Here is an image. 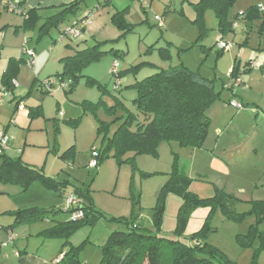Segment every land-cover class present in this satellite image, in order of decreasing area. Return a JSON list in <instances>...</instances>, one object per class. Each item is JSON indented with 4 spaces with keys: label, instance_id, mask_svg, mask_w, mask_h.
<instances>
[{
    "label": "rangeland",
    "instance_id": "rangeland-1",
    "mask_svg": "<svg viewBox=\"0 0 264 264\" xmlns=\"http://www.w3.org/2000/svg\"><path fill=\"white\" fill-rule=\"evenodd\" d=\"M7 1L0 0V28L11 33L14 25L23 23V19L5 5ZM197 1L111 0L104 5V0H84L75 15L69 16L58 28H50L40 39L37 27L25 30L20 25L17 28L21 41L24 35L28 40L26 46L34 48L36 55L33 66L26 63L20 66L18 82L12 91H5L0 103V131L9 124L5 131L10 139L6 154L19 156L24 162L41 167L46 176L70 184L62 197L38 182L24 191L18 185L0 182V218L11 217L8 212L18 209L65 207V198L73 184L89 187L93 204L106 217L72 233V245L86 241L78 254L81 262L99 264L107 236L112 231L124 230V225L110 220L111 217L129 218L135 214L141 227L166 238H175L181 196L176 192L164 196L158 226L154 212L177 155L181 172L189 178L185 185L187 191L200 198L224 191L237 199L232 204L226 203L238 215L227 217L220 206L214 209L209 219L212 230L206 241L224 252L233 264H251L253 259L255 264H264V247L260 248L257 235L250 246L243 247L239 241L252 225L257 231H264V219L258 221L255 214L249 212L254 202L264 201V73L258 61L245 71L253 54L264 52V0H236L232 14H240L255 5L261 7V16L250 24L239 19L234 30L225 33L218 28L212 9L204 12L202 24L194 21ZM93 9L88 16L90 23L79 36L61 35L60 29H66ZM123 10L126 22L131 24L124 23V28L112 21L113 14ZM50 13L53 12L45 14ZM156 16L163 19V26H158ZM219 40L229 42L230 47L219 50ZM95 44L106 53L98 61L81 68L78 82L71 91L57 85L49 92L41 88V81L47 76L62 71V58ZM234 62H240L241 84L234 85L232 91L221 89V80H227ZM180 63L199 70L203 76L215 78V90L221 89L220 98L207 110L210 127L203 146L190 149L164 141L158 146L156 155H135L132 164L126 159L133 157V153H126L118 164L111 152L99 160L96 169H89L92 148L104 146L102 135L96 132L97 120L110 122L111 135L119 125V120H113L125 114L122 108L116 107L111 113L108 107L119 99L128 110L135 112L132 99L136 92L131 85L160 69ZM88 78L100 83L105 90L88 83ZM231 93L239 107L228 103ZM18 97L22 98L19 102L22 108L12 111ZM85 102L98 103L95 114L83 109ZM37 106H40V113L30 117V110ZM77 118V125L65 122ZM63 153L65 158L61 157ZM208 213V208L195 210L182 237L200 229ZM48 216L15 230L21 232L25 226L38 231L51 227L56 220H68L71 215L58 210ZM32 240L35 242V237ZM52 240L63 241L60 238ZM255 249L260 250L254 258Z\"/></svg>",
    "mask_w": 264,
    "mask_h": 264
},
{
    "label": "trees",
    "instance_id": "trees-1",
    "mask_svg": "<svg viewBox=\"0 0 264 264\" xmlns=\"http://www.w3.org/2000/svg\"><path fill=\"white\" fill-rule=\"evenodd\" d=\"M83 1L73 0L63 4L58 7L56 12L47 16L40 15L35 8L28 9L26 12L21 13L23 15L21 27L25 30H33L37 27L39 38L42 34L48 33L50 28H58L69 16L75 15ZM110 1L104 0L103 3L105 5ZM235 1L198 0L194 3L196 12L194 21L202 24L204 12L207 9H212L218 20V28L225 33L234 30L233 24L239 19H244L245 23L250 24L254 19L260 18L262 10L255 5H251L240 14H232L231 10ZM7 3H14L21 11L24 0H9ZM124 11H118L112 16V21L123 28L124 23L126 26L131 25L126 22L122 15ZM82 18H84V15L79 19H75L67 27L72 26ZM39 22H41L40 26H37ZM2 29L0 28V31ZM64 30L65 28L60 29L61 35H65ZM25 43L21 47V57L19 59L10 58L0 76L2 100L5 91H12L16 85L15 78L20 66L24 63L27 64V56L24 51L32 50L35 53V49L27 47ZM219 50L223 51L224 49L219 47ZM105 53L98 48L97 44L77 50L73 55L61 59L63 65L61 72H57L54 76H47L45 79L55 78L68 81L69 87L65 91H71L78 82L81 68L98 61ZM113 53L115 54V52ZM257 59V54L250 58L247 62L249 67L245 68V71L252 69ZM259 68L264 73V60L261 63L259 62ZM240 74V62H234L227 75V80H221V89L226 88L232 91L235 85L234 80L239 79ZM35 81L36 78L32 84ZM87 82L97 84L91 78H88ZM214 84L215 78L203 76L199 70H192L182 63L160 69L142 80L136 81L131 85V88L136 92L135 97L132 99L135 112L128 110L119 99L116 100L114 105L108 107V111L111 113L115 112L116 107L125 110L124 115L117 116L113 120V122L119 120V125L111 135H109L110 122L97 120L96 132L98 135H102L101 141L104 144L103 147L97 149L98 163L99 160L108 157L109 153L112 152L111 157L115 158L117 163L120 164L122 157L131 152L133 157L126 159V161L132 164L135 155H156L158 146L164 141L168 143L176 142L180 147L190 149L202 147L210 127L207 110L214 101L220 98L221 93V89L215 90ZM240 84L241 81L236 85ZM97 85L105 90L100 83ZM40 86L44 89L42 84ZM54 86L45 88V92H49ZM21 99V97L15 99L12 111L17 110ZM232 101L236 102L233 93H231L228 103L230 104ZM97 107L98 103L85 102L83 104V109L93 114L96 113ZM39 113L40 106H37L30 110L29 116L34 117ZM65 122L77 125L79 118L65 120ZM65 153L61 157L65 158ZM181 169L182 167H180L176 155L173 159L169 178L161 188L158 207L154 212V220L158 226L161 220L164 196L168 192H176L181 196L182 203L176 216L175 238H166L141 227L139 221H137L138 216L135 214H131L129 218L111 217L110 220L121 223L125 228L124 230L112 231L107 236L102 245L99 264H233L224 252L208 243L206 237L208 232L212 230L209 219L214 209L220 206L227 217H232L237 213L228 204L229 202L234 203L237 199L224 191L218 192L212 197H198L185 189L189 178L181 172ZM0 182L6 185H18L22 191L26 190L33 182H38L45 188L56 191L62 197L66 194L67 185L70 184L66 180L46 176L41 167L26 163L19 156L11 157L6 152L0 154ZM71 187L66 198L73 196L76 204L69 207L65 206L57 209L30 207L8 212L13 218V222L8 228L47 219L49 218L48 213H54L58 210L70 213L71 216L68 220H56L51 227L41 232L44 237H57L63 240L55 264H80L81 261L78 259L79 250L86 241L79 245H72L70 242L72 233L81 226L93 224L99 218H106L105 214L93 204L89 187L73 184ZM199 208L209 209L205 222L197 231L189 236L182 237L190 216ZM77 211H80L82 215L73 219L72 214ZM249 212H253L258 221L264 219V201L254 202ZM256 235L261 241L260 248L264 247V231H257L254 225L251 226L248 234L239 237V241L243 247L250 246L252 238ZM259 250H254V258ZM251 264H255L254 259Z\"/></svg>",
    "mask_w": 264,
    "mask_h": 264
},
{
    "label": "crops",
    "instance_id": "crops-1",
    "mask_svg": "<svg viewBox=\"0 0 264 264\" xmlns=\"http://www.w3.org/2000/svg\"><path fill=\"white\" fill-rule=\"evenodd\" d=\"M71 1L73 0H24V3L21 5V11L16 13L23 19L21 13L26 12L28 9L35 8L40 15L47 16L45 13H54L58 10L59 6ZM17 23H19V21ZM21 24H15L11 33L8 32V29L6 32L3 30L0 31V76L4 72L9 59H19L21 57L20 51L22 44L24 42L27 44L28 40L24 35H22V41L21 38H19L21 34L19 33L20 30L17 28ZM18 39L19 45L17 46ZM255 54H257L258 57L257 61L261 63L264 60V52L254 53L253 56H255ZM43 66L44 65H42L41 68H43ZM20 74L21 68H19L17 76ZM15 80L18 82L17 77ZM8 126L9 124L4 126L5 131H7ZM12 222V216L0 218V264H55L61 250L62 243L59 242L60 240L54 241L51 237H44L41 234L44 229L31 231L29 228L23 226L21 232L15 230L16 227L20 228V226L26 224L8 228ZM26 232L28 233L26 234ZM9 234L14 236V241L10 245L3 246L2 243L7 240ZM34 237L36 240L32 242ZM20 239L22 240L19 241ZM80 264L89 263L85 261ZM92 264H95V262Z\"/></svg>",
    "mask_w": 264,
    "mask_h": 264
},
{
    "label": "built area",
    "instance_id": "built-area-1",
    "mask_svg": "<svg viewBox=\"0 0 264 264\" xmlns=\"http://www.w3.org/2000/svg\"><path fill=\"white\" fill-rule=\"evenodd\" d=\"M5 5H8L10 7L11 10H13L14 12H19L20 10L15 6L14 3H5ZM258 8L261 9V7L258 6ZM97 9V8H95ZM90 10L89 12H87L86 14H84V18L80 19L78 22H75L72 26L70 27H67L65 30H64V34L69 36V37H77L80 35L81 31L83 28L86 27L87 24L90 23V19H89V14L93 13L94 10ZM156 20H157V23L159 26H162L163 25V19L156 16ZM236 23V22H235ZM235 23L233 24V27L235 26ZM219 44V47L222 48V49H226L227 47H230V44L229 42L227 41H223V40H220L218 42ZM25 55L27 56V65L28 66H33L34 64V58H35V53L32 51V50H25L24 51ZM240 81L239 79H235L234 80V84H238ZM43 88L47 89L48 87H51L53 85H57L59 88H62V89H68L69 87V82L68 81H64V80H60V79H55V78H48V79H44L42 82H41ZM1 94H0V101H1ZM230 105L233 106V107H239L238 104L234 101L230 102ZM19 108H22V106H19ZM9 142H10V139L9 137L6 135L5 131H0V154H3L4 152H6V150L9 148ZM90 160L88 162V165L87 167L89 169H94L96 168L97 166V163H98V151L97 149L95 148H92L91 152H90ZM65 206L66 207H69L71 205H74L76 204V200L74 199L73 196H68L66 198V201H65ZM82 213L80 211H77V212H74L72 214V218H77L79 216H81ZM14 241V236L12 234H9L8 237H7V240L2 243L3 246H6V245H10L12 244Z\"/></svg>",
    "mask_w": 264,
    "mask_h": 264
}]
</instances>
